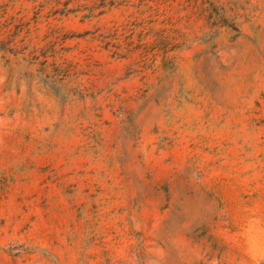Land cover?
Masks as SVG:
<instances>
[{"label": "rangeland", "instance_id": "rangeland-1", "mask_svg": "<svg viewBox=\"0 0 264 264\" xmlns=\"http://www.w3.org/2000/svg\"><path fill=\"white\" fill-rule=\"evenodd\" d=\"M0 264H264V0H0Z\"/></svg>", "mask_w": 264, "mask_h": 264}]
</instances>
